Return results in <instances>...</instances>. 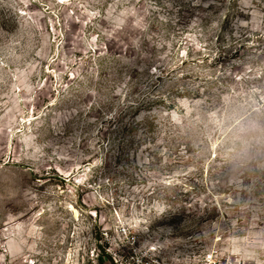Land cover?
Listing matches in <instances>:
<instances>
[{"label":"rangeland","instance_id":"1","mask_svg":"<svg viewBox=\"0 0 264 264\" xmlns=\"http://www.w3.org/2000/svg\"><path fill=\"white\" fill-rule=\"evenodd\" d=\"M210 255L264 264V0H0V264Z\"/></svg>","mask_w":264,"mask_h":264},{"label":"trees","instance_id":"2","mask_svg":"<svg viewBox=\"0 0 264 264\" xmlns=\"http://www.w3.org/2000/svg\"><path fill=\"white\" fill-rule=\"evenodd\" d=\"M157 79H164V76H158V78ZM159 87V85H156L155 87H154V89H157ZM156 102L157 103H161V104H164L165 106H168L169 108H172L175 104L174 103H172L171 101H168L166 98H164V97H161V98H158V99H156ZM139 104H134V105H132L133 107H135V106H138ZM134 109V108H133Z\"/></svg>","mask_w":264,"mask_h":264},{"label":"built area","instance_id":"3","mask_svg":"<svg viewBox=\"0 0 264 264\" xmlns=\"http://www.w3.org/2000/svg\"><path fill=\"white\" fill-rule=\"evenodd\" d=\"M134 253H138V252L134 250ZM211 258H212V255L208 256V261H207L208 264H213V263L211 262ZM137 264H143V263H141L140 261H138ZM149 264H164V263H161L159 260H153V261H152L151 263H149ZM171 264H177V263H171ZM188 264H190V263H188Z\"/></svg>","mask_w":264,"mask_h":264}]
</instances>
